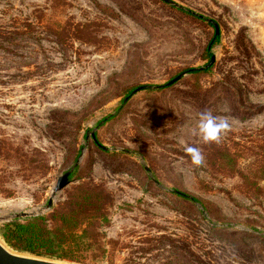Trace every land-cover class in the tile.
<instances>
[{
	"label": "rangeland",
	"instance_id": "1",
	"mask_svg": "<svg viewBox=\"0 0 264 264\" xmlns=\"http://www.w3.org/2000/svg\"><path fill=\"white\" fill-rule=\"evenodd\" d=\"M172 1L218 25L213 66L122 102L206 66L214 27L161 0H0V227L45 216L62 228L55 209L77 207L79 187L98 194V217L83 222L87 206L77 220V261L39 259L264 264V0ZM204 111L231 125L219 144L201 140Z\"/></svg>",
	"mask_w": 264,
	"mask_h": 264
},
{
	"label": "trees",
	"instance_id": "2",
	"mask_svg": "<svg viewBox=\"0 0 264 264\" xmlns=\"http://www.w3.org/2000/svg\"><path fill=\"white\" fill-rule=\"evenodd\" d=\"M179 12L184 13L193 18H197L199 20H205L213 26L212 23L209 22L210 19L204 18L202 15L197 14L189 9L184 7H175ZM214 27V26H213ZM219 33H214L212 38L209 40L208 44L204 48L205 56H207L208 60L211 57V48L218 42ZM213 65L209 67H197V68H188L184 69L183 72L189 73L191 75H196L200 73L207 72L212 68ZM181 72L172 76L174 78ZM169 85H164L159 89V91H163L168 88ZM139 87V85L131 86L126 89L124 96L122 97V102H126L131 96L132 91ZM147 90V89H145ZM126 99V100H125ZM96 141L92 139L93 144L100 148L99 141L95 135ZM102 149V148H100ZM106 151L107 149H102ZM79 151L76 152L74 160L76 161L79 157ZM77 165H75L76 168ZM70 172V171H69ZM70 174H72L70 172ZM69 174V175H70ZM97 189L94 187H79L77 192L72 194L74 204H77V207H71V210L66 211L62 207H59L53 211L52 219L61 220L64 227L55 229H49L46 226V217L45 216H33L26 221L19 220H11L4 223L0 227V237L5 243L7 247L11 250L18 253H27L33 255L38 258H45L49 260H67V261H77L76 254L85 248L86 245L82 244L83 234L86 233V228H81V224L78 220L79 215L85 213L83 211V207H90L92 215L86 216L83 218L84 220H92L96 219L98 216L95 213L98 212L99 207H97V201H93V199L98 196L96 194ZM95 194V195H94ZM94 195V196H93ZM173 195L180 197L184 200L204 205V202L197 196L190 195L188 193L174 191ZM93 197L92 201L91 198ZM86 206H83V205ZM75 207V208H74ZM95 212V213H94ZM57 229V231H55ZM81 232L78 233V232ZM65 236L78 237L79 240H74V242H68Z\"/></svg>",
	"mask_w": 264,
	"mask_h": 264
},
{
	"label": "clouds",
	"instance_id": "3",
	"mask_svg": "<svg viewBox=\"0 0 264 264\" xmlns=\"http://www.w3.org/2000/svg\"><path fill=\"white\" fill-rule=\"evenodd\" d=\"M198 133L205 145L219 144L224 135L231 131V125L227 118L214 116L210 111L200 113ZM185 153L190 157L192 165L203 166L205 157L198 147L186 146Z\"/></svg>",
	"mask_w": 264,
	"mask_h": 264
},
{
	"label": "water",
	"instance_id": "4",
	"mask_svg": "<svg viewBox=\"0 0 264 264\" xmlns=\"http://www.w3.org/2000/svg\"><path fill=\"white\" fill-rule=\"evenodd\" d=\"M165 3L174 5L176 7H180L178 4H176L175 2H173L172 0H161ZM210 23L213 24L214 29H215V33L218 34L219 33V27L218 25L213 21V20H209ZM215 58L212 55L209 62L206 64V67H209L210 65L213 64ZM183 73L178 74L176 77H174L173 79H171L170 81H168L165 84H160V85H155V86H150V85H141L139 87H137L136 89H134L132 91V93H135L139 90L142 89H147V88H160L164 85H171L174 82H176L177 80H179ZM126 100V99H125ZM91 137L94 141H96L95 139V134L94 132L91 133ZM100 148L102 149H106L105 146L99 144ZM147 170V168H145ZM69 174L70 172L67 171L65 173H63L62 175H60L56 181L55 187L53 189L54 192L59 191L61 189H63L70 181L69 179ZM0 264H60L57 262H52V261H48V260H43V259H39V258H33V257H28V256H24V255H19V254H15L12 253L11 251H9L7 248H5L1 243H0Z\"/></svg>",
	"mask_w": 264,
	"mask_h": 264
}]
</instances>
